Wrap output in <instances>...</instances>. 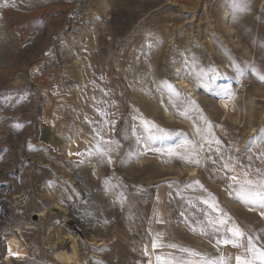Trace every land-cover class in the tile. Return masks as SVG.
<instances>
[{"label":"rangeland","instance_id":"374dc122","mask_svg":"<svg viewBox=\"0 0 264 264\" xmlns=\"http://www.w3.org/2000/svg\"><path fill=\"white\" fill-rule=\"evenodd\" d=\"M245 2L0 0V264H63L59 235L76 264H236L233 223L264 248V208L230 179L264 173V0Z\"/></svg>","mask_w":264,"mask_h":264},{"label":"snow or ice","instance_id":"6c2138e0","mask_svg":"<svg viewBox=\"0 0 264 264\" xmlns=\"http://www.w3.org/2000/svg\"><path fill=\"white\" fill-rule=\"evenodd\" d=\"M247 8L245 0H240V3L235 6V12L233 18H235L236 15H238L240 12L245 11ZM255 71V69L253 70ZM261 80H264V76H260ZM166 87L169 90L174 91V88L171 84H167V82H164ZM144 127L146 131H148L149 136H153V130L155 133H158L159 135L155 136L154 138L158 139H166L169 136V133H167L165 130L159 128L157 125L154 124V122H150L147 120L143 121ZM261 134L264 135V128L261 130ZM217 144H219V140L216 141ZM172 149H169V153H172ZM196 154V146L192 145L191 148V154L185 156V159H188L190 163L198 164L199 160L195 158ZM101 155H106V153H101ZM264 155V153H262ZM231 160V157L228 158V161H225L224 168L232 170L231 164L229 161ZM109 162L110 158H109ZM215 163V161H213ZM258 179L253 180L248 178V173L245 172L243 174V180L238 179L235 175L230 177L231 180L235 181L238 185V190L236 192L237 197L240 199V201L246 205H254L258 206L260 208H264V173H260L259 170H257ZM198 184L199 181H196ZM203 186L201 185V188ZM206 191V190H205ZM209 199L203 200V203L208 204L210 208L213 210H217V205L215 203L214 197H212L211 193H208ZM210 200L212 201L210 203ZM264 215V213H261ZM231 218L227 216V214H223V217L218 220H213L209 218L207 220V226H210L213 231H220L221 226H226L228 223V220ZM193 231L196 229L193 228ZM225 231L227 233L226 238L223 240H217V244L223 243L224 245H231L234 248H241L243 247L245 249L246 258L242 259L241 256L237 255L235 257L236 264H264V248L256 247L255 246V240L259 239V237H253L250 234H246L239 225L233 223L231 227H226ZM201 234H207L204 230V227L201 228ZM163 234L158 233L157 238L159 239ZM247 235V244L244 245L241 243V241L245 238ZM152 247L156 248L157 243L154 239L152 242ZM167 247L170 248H178V245L176 244H169ZM180 251L182 253H187L190 257H201V254L198 252L193 251L192 249L188 248H180ZM250 254V255H247ZM157 262L159 264L161 257L157 256ZM165 264H227L225 261V258L223 256L219 258H213V259H207V258H201L199 260H192V259H184L182 257H172L171 259H168Z\"/></svg>","mask_w":264,"mask_h":264},{"label":"built area","instance_id":"2783aa9c","mask_svg":"<svg viewBox=\"0 0 264 264\" xmlns=\"http://www.w3.org/2000/svg\"><path fill=\"white\" fill-rule=\"evenodd\" d=\"M13 217V206L9 201L0 198V233L3 231L4 226ZM28 257L30 259H37L41 256V248L39 245L30 244L27 247Z\"/></svg>","mask_w":264,"mask_h":264},{"label":"bare ground","instance_id":"6f19581e","mask_svg":"<svg viewBox=\"0 0 264 264\" xmlns=\"http://www.w3.org/2000/svg\"><path fill=\"white\" fill-rule=\"evenodd\" d=\"M217 80L218 81H222V76L221 75H218L217 76ZM182 85H184L185 86V83H182ZM195 174H196V171L194 170V171H191V176L193 177V176H195ZM178 224V223H177ZM61 234V233H60ZM124 237V236H123ZM200 238V237H199ZM59 240H60V242L61 243H63V248H62V250L61 251H59L56 255H55V258L60 262V263H63V264H76V258H73V259H71L70 257H68V255H67V252L69 253V251H67V249H66V247H65V243H66V241L67 240H72V242H73V240L74 239H72V237H69V236H61V235H59ZM74 244H75V247L76 248H79V245H78V243L76 242V240H75V242H74ZM74 246V245H73ZM51 248H54V249H57V245L56 246H51ZM59 249V248H58ZM78 251H79V249H78ZM28 254V253H27ZM148 254V253H147ZM148 264H155V262H154V260L153 259H150L149 260V262H148Z\"/></svg>","mask_w":264,"mask_h":264}]
</instances>
